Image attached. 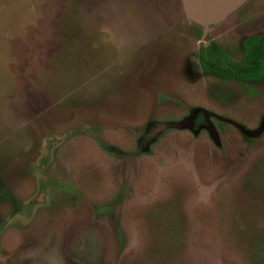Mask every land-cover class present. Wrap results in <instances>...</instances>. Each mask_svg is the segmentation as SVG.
Segmentation results:
<instances>
[{
    "label": "rangeland",
    "instance_id": "obj_1",
    "mask_svg": "<svg viewBox=\"0 0 264 264\" xmlns=\"http://www.w3.org/2000/svg\"><path fill=\"white\" fill-rule=\"evenodd\" d=\"M264 33L180 0H0V264H264V78L204 73Z\"/></svg>",
    "mask_w": 264,
    "mask_h": 264
},
{
    "label": "trees",
    "instance_id": "obj_2",
    "mask_svg": "<svg viewBox=\"0 0 264 264\" xmlns=\"http://www.w3.org/2000/svg\"><path fill=\"white\" fill-rule=\"evenodd\" d=\"M243 57L230 60L215 42L201 46L198 50V64L206 74L220 80L260 81L264 78V33L255 34L241 41Z\"/></svg>",
    "mask_w": 264,
    "mask_h": 264
},
{
    "label": "water",
    "instance_id": "obj_3",
    "mask_svg": "<svg viewBox=\"0 0 264 264\" xmlns=\"http://www.w3.org/2000/svg\"><path fill=\"white\" fill-rule=\"evenodd\" d=\"M245 0H180L187 20L201 27L200 41H204L212 25L223 21Z\"/></svg>",
    "mask_w": 264,
    "mask_h": 264
}]
</instances>
